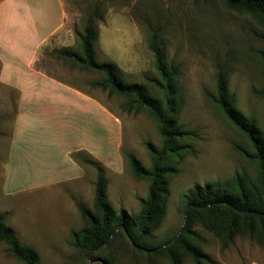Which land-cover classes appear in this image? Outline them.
I'll list each match as a JSON object with an SVG mask.
<instances>
[{
    "label": "rangeland",
    "instance_id": "1",
    "mask_svg": "<svg viewBox=\"0 0 264 264\" xmlns=\"http://www.w3.org/2000/svg\"><path fill=\"white\" fill-rule=\"evenodd\" d=\"M64 1L65 27L43 48L37 66L95 93L121 120L123 144L120 153L114 148H101L103 162L97 159L101 165L87 167L80 180L16 191L34 175L11 173V188L7 183L12 119L0 94V214L19 239L38 252L41 264H169L164 255L150 258L135 251L122 234L109 247L89 256L72 246V233L85 225L77 204L94 209L100 174L108 182V200L118 214L123 209L130 215L140 213L141 200L148 196L150 183L133 176L127 154H134L150 168L152 161L146 143L161 147L162 139L158 124L146 110L138 113L125 110L126 99L91 85L104 79L101 74L74 67L55 51L70 49L81 54V37L93 16L97 60L117 64L127 82L144 84L152 95L162 98L156 87L160 75L153 51L155 30L156 44L164 51L168 64L179 68L183 93L180 123L197 137L186 141L192 152L180 162L174 157L178 174L170 179L166 215L153 231V238L146 241L147 245L161 246L183 229L184 197L192 188L230 179L236 173L257 177L256 164L235 150V145L251 150L249 141L210 95L216 93L219 71L227 70L229 90L236 97L237 108L256 117L264 131V43L254 35L262 29L253 16L228 8L222 0ZM76 159L83 161L84 156L79 154ZM197 230L206 239L197 241L198 246L212 259L205 264H264V248L256 240L239 236L223 249L221 240L211 232ZM0 264L23 263L0 243ZM185 264L195 263L187 259Z\"/></svg>",
    "mask_w": 264,
    "mask_h": 264
},
{
    "label": "trees",
    "instance_id": "2",
    "mask_svg": "<svg viewBox=\"0 0 264 264\" xmlns=\"http://www.w3.org/2000/svg\"><path fill=\"white\" fill-rule=\"evenodd\" d=\"M222 1L230 9L253 16L262 29L254 32V35L264 43V0ZM93 19L92 16L81 37V54L70 49L56 50L55 53L74 67L101 74L104 79L91 85L108 90L109 95L126 99L128 102L124 105L125 110L137 113L146 110L158 124L162 146L146 143L152 161L150 168L145 167L134 154H127L133 176L150 183L148 196L141 200L140 213L130 215L123 209L118 214L108 200V182L100 174L96 182L94 209L83 203L77 204L85 225L72 233V246L89 256L109 247L122 234L131 242L135 251L146 253L150 258L164 255L169 264H185L187 259L195 264H205L212 262V259L197 244V241L206 242L197 230L201 228L219 238L223 249L233 244L239 236L256 240L264 248V131L256 117L247 116L237 108L236 97L229 90V76L225 69L219 71L216 93L210 96L226 118L249 141L251 150L239 145H235V150L256 164L257 177L254 179L248 173H236L227 180L195 186L184 197L187 220L183 229L164 245L146 244L165 218L171 194L170 179L178 174L175 163L192 152V146L186 141L197 135L180 123L183 104V93L179 85L180 70L168 64L164 51L157 46L158 31H153L152 39L160 75L156 87L162 95L161 99L152 95L146 85L127 82L123 70L114 62L97 60L94 45L97 33ZM174 157L178 159L176 162ZM88 163L101 165L97 160ZM5 219L0 214V243L5 245L7 252L23 264H41L38 252L25 245L6 224Z\"/></svg>",
    "mask_w": 264,
    "mask_h": 264
},
{
    "label": "crops",
    "instance_id": "3",
    "mask_svg": "<svg viewBox=\"0 0 264 264\" xmlns=\"http://www.w3.org/2000/svg\"><path fill=\"white\" fill-rule=\"evenodd\" d=\"M66 21L64 0H0V94L12 119L7 183L11 173L34 175L19 192L80 180L88 161L103 162L101 148L120 153L123 144L121 120L95 93L37 66Z\"/></svg>",
    "mask_w": 264,
    "mask_h": 264
},
{
    "label": "water",
    "instance_id": "4",
    "mask_svg": "<svg viewBox=\"0 0 264 264\" xmlns=\"http://www.w3.org/2000/svg\"><path fill=\"white\" fill-rule=\"evenodd\" d=\"M187 220V219H186Z\"/></svg>",
    "mask_w": 264,
    "mask_h": 264
}]
</instances>
